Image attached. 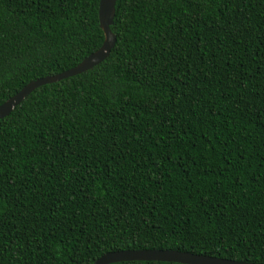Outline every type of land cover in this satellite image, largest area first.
Wrapping results in <instances>:
<instances>
[{
    "label": "trees",
    "instance_id": "trees-1",
    "mask_svg": "<svg viewBox=\"0 0 264 264\" xmlns=\"http://www.w3.org/2000/svg\"><path fill=\"white\" fill-rule=\"evenodd\" d=\"M100 2L0 0V105L103 45ZM112 30L0 120V264H264V0H118Z\"/></svg>",
    "mask_w": 264,
    "mask_h": 264
},
{
    "label": "water",
    "instance_id": "water-1",
    "mask_svg": "<svg viewBox=\"0 0 264 264\" xmlns=\"http://www.w3.org/2000/svg\"><path fill=\"white\" fill-rule=\"evenodd\" d=\"M117 2L118 0H101L100 2L99 19L101 28L105 34L103 45L97 51L85 58L78 66L61 74L40 78L26 85L21 91L0 105V120L10 116L15 108L24 102V100L39 87L60 82L64 79L85 73L100 65L110 57L111 52L117 43V35L112 30V26L115 23ZM131 261H159L181 264H255L179 250L159 249H128L109 252L99 258L95 264H113Z\"/></svg>",
    "mask_w": 264,
    "mask_h": 264
}]
</instances>
